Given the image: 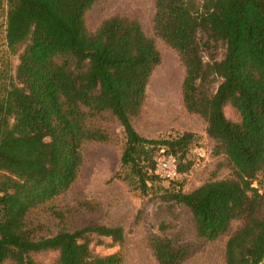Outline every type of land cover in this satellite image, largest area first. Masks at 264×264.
Returning <instances> with one entry per match:
<instances>
[{"label": "trees", "instance_id": "trees-1", "mask_svg": "<svg viewBox=\"0 0 264 264\" xmlns=\"http://www.w3.org/2000/svg\"><path fill=\"white\" fill-rule=\"evenodd\" d=\"M3 1L0 264L122 263L123 226L72 228L67 222L72 207L56 203L80 176L84 145L113 141L96 124L106 113L125 134L113 178L143 195L152 193L160 207L187 206L200 239L217 240L244 220L226 241L225 264H262L264 0H155V34L178 50L186 68L185 107L205 121L213 153L224 155L232 168V176L189 192L177 177L162 176L158 159L170 158L178 174L188 173L199 136L184 131L149 137L132 122L162 60L141 22L117 13L89 30L86 14L98 0ZM228 106L236 118L227 116ZM43 207L59 220L52 234L39 233L42 222L31 223L30 214ZM173 228L162 219L150 236L159 264H182L192 254L179 234H168ZM115 246L119 249L110 252L98 249Z\"/></svg>", "mask_w": 264, "mask_h": 264}, {"label": "rangeland", "instance_id": "rangeland-1", "mask_svg": "<svg viewBox=\"0 0 264 264\" xmlns=\"http://www.w3.org/2000/svg\"><path fill=\"white\" fill-rule=\"evenodd\" d=\"M117 13L137 18L145 32L154 38L162 56L149 79L142 109L132 119L134 127L149 137H167L184 131H193L199 136V144L193 148L196 153L193 168L186 174L176 176L183 183L184 191H192L208 180L232 176V168L226 157L213 153L214 141L206 132L205 121L185 107L182 87L186 68L178 50L155 34V0H98L86 14L87 27L95 30L105 18ZM5 21V12L0 7V52L5 47ZM226 114L236 118L230 106L226 107ZM96 124L107 129L113 141L88 142L84 145L85 161L78 180L69 192L56 200L57 205L63 208L72 207L73 212L67 217L68 224L72 228L101 223L121 225L126 234L125 255L121 264H159L149 239L158 223L168 219L175 224L168 234H179L192 249L191 256L182 264H225L226 241L242 226L244 220L233 222L228 232L217 240L198 238L187 206L169 207L163 204L160 207L161 199L153 198L152 193L143 195L113 178L120 168V155L125 142L123 127L108 113L97 118ZM163 159L170 158L162 155L158 159V170L164 177L160 167ZM166 179L162 184L168 186L171 181ZM30 219L32 225L43 223L39 229L41 234H52L58 229L59 220L47 207L32 212ZM98 249L110 252L119 247ZM51 259L52 254L46 258L48 261Z\"/></svg>", "mask_w": 264, "mask_h": 264}, {"label": "built area", "instance_id": "built-area-1", "mask_svg": "<svg viewBox=\"0 0 264 264\" xmlns=\"http://www.w3.org/2000/svg\"><path fill=\"white\" fill-rule=\"evenodd\" d=\"M160 167L162 169L163 175L167 178H173L179 175L176 166L171 159L161 160ZM262 264H264V261Z\"/></svg>", "mask_w": 264, "mask_h": 264}]
</instances>
